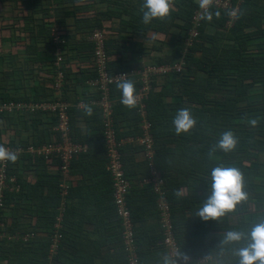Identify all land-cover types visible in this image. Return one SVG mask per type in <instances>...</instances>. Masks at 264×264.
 <instances>
[{
	"label": "crops",
	"instance_id": "0c3cea01",
	"mask_svg": "<svg viewBox=\"0 0 264 264\" xmlns=\"http://www.w3.org/2000/svg\"><path fill=\"white\" fill-rule=\"evenodd\" d=\"M53 5L57 7L58 0H0V103H19L24 106L23 110L11 113L12 115L0 113V145L20 148L23 153H26L25 157L14 162V167L11 166L15 172L10 170L17 184L16 187H18V190L15 188V193L17 196H22L25 207L31 215L30 217V215L22 214L20 210L19 212L13 211L14 214L17 213L15 215L22 216L19 219V225L24 224L26 227L21 229L14 226L13 218L7 210L4 228L6 233L32 236L31 243L29 241L30 244L27 247L30 248V252L32 250L37 260L43 261L51 257V234L39 228V215L35 213L40 203L37 199L28 201L27 195L29 189L33 187H41L40 191L45 195L51 192L57 193L61 174L57 160L39 159L33 153H28V148L31 146L41 148L58 140L59 136L55 133L57 120L53 114L30 108V106L62 100L71 105L72 140L88 145L90 153L76 160L68 175V182L76 188V196L71 200L72 208L68 218L65 215L67 244L63 247L62 255L66 253L67 256L63 257V262L56 260L49 264H127L114 205L113 183L106 170V147L100 136L101 119L95 108L88 105L87 107L92 109L91 114H88L87 108L81 106L82 102H90L99 97L91 85L95 75L87 70L93 62L94 46L90 42V37L92 29L100 23L108 35L107 47L113 51L112 63H116L115 65L119 68L128 69L156 65L159 62H164V64L167 61L172 62L170 37L155 33L145 35L136 31L132 26L130 28L124 26L122 21H127L124 16L118 19L114 14H112L113 17L107 15L111 8L107 2L63 0L62 10L56 14L53 9L52 15L50 7ZM116 9L111 10L115 13L120 12ZM121 10L130 12L129 9ZM55 21L63 25L65 33L61 30V39L65 37L67 41L65 59L60 69L65 78L64 92H57L55 88L58 71L57 53L53 38L50 41L45 27L48 23ZM211 23L208 25L207 33L210 37H215L218 31ZM194 69L197 71L186 76V81L194 82L197 78L208 79L209 72L202 71L198 66ZM219 79L220 73L217 72L216 75L213 74L211 81L216 82ZM183 81L176 73L157 79L148 103L149 111L155 115L156 132L160 139L157 166L169 177V195L171 191V194L182 201L179 204L182 208V214L178 218L181 222L180 228L176 225L178 240L182 249L188 247L190 254L211 258V264H235L237 258L230 252H224L226 246H223V240L216 238L213 230L209 229L210 236L204 232L203 223L208 222L210 227L215 226L214 220L204 221L195 215V209L208 194L206 178L212 167L200 162L193 164L191 160L206 158L213 160L215 154L208 157L201 155L197 157L196 152H200L202 142H214L219 132L216 133L210 129L207 136H203V129L212 126L210 123L205 125L206 120L197 118L196 125L189 132L176 134L172 123L176 110L190 108L192 114H195V111L203 106V104L193 102L192 96L195 91L191 92L192 94L186 93V90L191 87L184 89ZM208 89L209 87L206 86L196 92L199 96ZM232 91H234L233 96L236 97L237 90L233 88ZM112 93L114 96L121 97V92L117 87ZM207 93L209 94L208 91ZM227 94L230 95L232 92L225 87L216 94L210 91L209 95L214 98V95ZM239 98L241 97L238 96L237 100ZM208 103L210 102L206 104ZM134 108H129L121 102H118L115 107V117L119 124L118 135L121 138L140 135L139 127H136L138 114ZM250 118H257L259 124H264L261 112L250 113L248 118L238 122L245 124L246 127L249 125ZM256 141L264 143V138L259 135ZM245 144L244 140L243 146ZM245 147L237 151L243 148L246 151ZM257 147L258 145L252 144L249 151L251 156L259 158V161L255 160L257 166L252 168L251 164L244 162L242 164L244 168L241 171L244 173L246 182L250 180L252 185L254 184V186L250 184V188H254L255 192L261 190L264 194V161H262L264 154L260 155ZM124 159L128 180L133 183L129 206L132 213L137 209V237L139 236L138 239L143 246L146 244L147 253L156 255L157 259L162 261L166 251L165 249L163 251L162 247V227L159 215L155 211L153 196L147 193L144 196L140 195L138 192L140 188L137 187L141 180L148 177L142 147L133 143L124 150ZM222 162H229V160L226 161L223 158ZM24 165L29 168H23ZM178 189L183 190L182 197L176 196ZM259 202L262 203L260 211L257 210ZM244 205L248 206L249 213L241 210ZM60 207L61 205L58 209ZM261 216H264V201L251 198L221 218L228 227H240L241 223L244 227L248 223L256 222ZM174 220H176L175 216ZM216 228L224 231L225 226L221 225ZM221 233L224 235L225 232ZM17 244V240H5L3 244L0 242V264H10V262L12 264L13 260L17 263L23 258L19 255L18 250L21 248L17 249ZM27 247L21 250V252H26L25 258H28L29 254ZM213 247L215 254H210L208 250ZM13 248L14 250H11ZM218 257L225 263H220ZM192 260L198 259L193 258Z\"/></svg>",
	"mask_w": 264,
	"mask_h": 264
},
{
	"label": "trees",
	"instance_id": "16d2710c",
	"mask_svg": "<svg viewBox=\"0 0 264 264\" xmlns=\"http://www.w3.org/2000/svg\"><path fill=\"white\" fill-rule=\"evenodd\" d=\"M76 1H79V0H76ZM99 1L107 2V4L110 5L111 8H110L109 13L107 14L108 16L113 17L112 14H114V16H116L118 19H122L123 16L124 17L130 16V19L128 18L127 21H122L124 26H127L129 28L132 26L136 29V31H138L139 33L145 34V35L149 33H155V34H164L170 37L169 46H171L172 48L171 59H173L174 61L173 60L172 62L167 61L165 62V64H168V63L171 64L174 62H178L183 57H186L185 58L186 64L184 66V69L182 70L181 73H176V74L181 78V80H184L182 82L184 89L191 87L186 90V93L187 92L191 93L195 91V94H193V96L191 95L193 98V102L198 103V104H203L202 108H199V110L195 111V114L193 115L196 117V119L200 118L203 121L206 120L204 122L206 123L205 125L210 123L212 126L211 128L203 129L202 131L203 136H207L210 129L216 133L219 132L218 134H216L217 136H215L216 139L214 142H210V143L202 142L200 146V152H196L197 157H199L200 155L202 157H208L209 155L211 156L215 154L214 159L213 160H209L207 158L198 159V160L196 159L197 161L191 160V162L193 164H197L199 162L205 163L207 166L213 167L216 164L221 163L222 159L225 158L226 161L229 160V162L234 163L241 170H243L244 168L242 165L244 162L251 164L252 168L257 166L255 163L257 160L259 161V158L253 155L251 156L249 151L252 147V144H254V145H258L257 149L259 148V151H260L259 153H261L260 155L264 154V143H260L256 141V137L259 135L264 138V124H259L258 122L257 125L255 126L247 125L245 127V124L243 125L242 123L238 121L244 120V118H248L250 116V113L256 114L257 112H261L263 113V116H264V90H263L264 86H262L259 89L260 92L254 90V84H256L257 82L262 81L260 83L264 85V50H261L260 48L257 50V52H253L252 50L255 47L254 42L255 41L258 42V40L261 37L264 38V0H244L240 7V13L238 15L237 22L235 23L234 27L231 29H227V28L225 29L226 27L225 25L227 21V13L214 10L211 16L205 21L204 27L201 29L202 30L201 38H199L197 43L194 44L195 46L190 48L187 53L185 52V44L189 38V32L192 27L191 23H192L193 15L195 11L198 9V5L195 3L194 0H171V2L174 3V5L171 4L172 7H171L170 15H168L167 17L163 19H153L152 22L148 24H145L142 20L141 5L143 3V0H99ZM62 3H63V0L62 1L58 0L57 7L55 5L50 7L52 15H53V9L56 14L57 12L59 13L62 10L61 8ZM112 8H117L116 10L120 11V12H116L118 15H115L116 13L111 10ZM130 8H131V13H127V14L121 13V9L130 10ZM47 14H48V11H47ZM210 23L213 24L217 28L216 30L218 31V35L215 37H212V36L210 37V35H208L207 33L208 31L207 28ZM45 27L47 28L50 41L53 38L52 37L53 29L58 27L59 29L64 31L63 25L59 23V21L48 23V25H45ZM96 30L103 32L105 34V37L107 38L108 36L107 32L104 29H102L100 23H98L92 29V33ZM60 34H62V31ZM62 39L65 41V44L62 45V48H63V47H66L67 41L65 40V37H63ZM230 43H232V45ZM54 46H55V49L57 50L55 44ZM66 49L67 47L62 49L64 53ZM106 51L110 57L108 69L113 74L117 72H127L132 69V68L128 69V68H123V67L119 68L115 65L116 63H112L113 60L111 59V55L113 51L109 50V48L107 47V42H106ZM184 52L186 53L187 56L183 54ZM159 63L164 64V62H159ZM191 66H193V69L195 66H198V68L202 69V71L205 70L207 71V73L209 72L207 76L208 79L197 78L194 82L186 81L185 80L186 76H190L193 72L197 71L196 69L194 70L191 69ZM217 72L220 73V79L217 82H214V81L212 82L211 80L213 78V74L216 75ZM92 74L96 76L94 72H92ZM233 78H235V81L232 83ZM246 81H251V82L250 84H246ZM187 83H189V85H185ZM197 85L201 87H198ZM206 86L209 87V89L206 90L205 93L200 94L198 96V92L196 91ZM135 87L137 88L136 85ZM225 87L229 88V92L232 91L233 88L234 90H237V96L234 97L233 94L228 95L229 94L228 93L227 95H219V96L214 95V98H213L211 97V95H209L210 91H214L216 94L218 92H221ZM207 91L209 92V94L207 93ZM253 91L256 92V94H254ZM194 96H196V98ZM238 96H240L241 98L237 100ZM211 98L212 100H210ZM207 102H210V103L206 104ZM134 110L137 113L136 107L134 108ZM149 114H150V119L153 123L152 133H153V137H154L155 145H156V153H157L156 154V164H157V156L159 154L160 139H159V135L156 132L157 123L155 122V115L152 111H149ZM137 126H138V122L136 124V127ZM227 129H232L237 135L238 137L237 148L231 153H224L220 150L212 151L213 145L216 143V140L219 137L220 133ZM100 136H101V139L104 141L102 125H101V135ZM244 140L246 141V144L244 145L246 146L245 147L246 151L243 150L244 148L241 149V151H237L239 148L244 147L243 146ZM75 142L84 145L86 147L85 148L86 150L85 152L79 154L78 156H75L74 159L69 163L68 168H69L70 173L73 169L72 166L75 165L76 163V160L78 161L79 158H84L90 153L88 145L82 142H77V141ZM130 146L131 145H129L128 147ZM5 147L8 148L10 151L17 153L18 155L17 160L26 156V153L25 152L23 153V151L20 148H13L9 145H6ZM30 148H32V146ZM30 148H28V153L30 152L31 154L32 152L30 151ZM34 149H37V148L34 147ZM123 153H124V150H123ZM33 154L36 155L35 153ZM36 156L39 159L40 158L45 159V160L47 159L45 156H38V155ZM53 156L54 155L48 156V159L57 160L59 171H60V165L62 162L58 161V159ZM249 156H251L252 158ZM124 163H125V159H124ZM7 166H8V175L9 177H12L15 171L13 170V168H11V166L14 167V162L7 161ZM23 168L27 169L29 167H26L24 165ZM10 169H12V172H13L12 174H11ZM163 174H164V171H163ZM126 176H127V173H126ZM164 177L168 185L169 177L166 176L165 174H164ZM61 181H62V178H60L59 180V183L57 186L58 188L57 193L51 192V193H48V195H45L42 193V191H40L41 187H33L29 189L28 195L26 194L28 201H33V199H37V201L41 205L37 207V210H35V213L36 215H39L38 216V224L40 226L39 228H43L44 230H46L47 232L51 234V246L53 243L54 234L56 232L55 225L57 223L56 215L59 212L58 207L62 205L63 201L65 200L64 201L65 202V213L64 214L66 215V218H68L69 211L72 208L71 200L75 198L74 196H76L75 195L76 188L70 185L68 195L65 198H63V196L61 195V190H60ZM250 184L251 186H254V184L252 185L250 180H248L246 182V185H247L246 191L248 192V199L252 198V199H256L257 201H260V200L264 201L263 191L261 192V190H259L260 192L258 191L255 192L254 188H250ZM13 185L14 186L12 187L14 190H12V188H8V189H5L3 193L5 207H4V210L1 211L0 213V216H1L0 222L3 224V228L0 227V230L3 231L4 233H6L5 228H4V225H5L4 220H6L7 210H8L7 212H9L13 218L12 221L14 223V226L20 227L21 229H25L26 225L24 224L19 225V219H21L22 216L15 215L17 214V213L14 214L15 210H17L16 212H19L20 210L21 212H23L22 214L30 215V211H27L28 208L25 207L26 205L24 204L22 200V196L21 195L17 196V193H15V188H17L18 190V187H16L17 184L13 183ZM137 187L140 188V191H138L140 195L144 196L147 193L153 196L154 203H155V211L157 213L156 196L153 194L151 188L148 187V188L142 189L140 185H138ZM168 189H169V186H168ZM132 191H133V183H132ZM53 193H55V195ZM169 197L173 205V213L176 219L174 220L175 225H177L178 228H180L179 226L181 225L180 224L181 222L178 221V218L182 214V211H181L182 208L179 206V204L182 201L176 198L174 194H171V191H170ZM241 210L249 213V208L246 205H244V207H242ZM257 210L259 211L262 210V203L259 202V204L257 205ZM56 211H57V214H56ZM116 216L119 221V229L121 233V244H122V247H124L123 221L122 219L119 218L117 214V210H116ZM24 217L25 216H23V218ZM132 219H133L132 222L134 224V234L136 237L135 242H136V247L138 249L137 254L139 255V258H140V264H160L161 260L157 259L156 255L152 253L151 254L147 253L145 249L146 244L143 246L141 241L138 239L139 236L137 237V230H136L137 228L136 225L138 222L137 221L138 220L137 209L133 211ZM214 222H215V226H211L212 228L209 226L208 222L206 224L202 222L205 225L204 232L206 233L207 236H210L211 231L213 230L216 238H219L222 240H223V233L221 232H225L226 228L228 229L237 228V229H240L246 232L253 224V223H248L243 227V224L241 223L240 227H237V226L228 227L226 225V222L222 221V218H219L218 220H214ZM66 225H67L66 219L64 217V221L62 223V229L59 231L60 234L62 235V240L59 242L58 249L52 250L50 246L51 257H47L43 259V261L37 260V258L33 256L32 250L30 252V248L27 246L31 243V241L30 243L26 245L24 243V240L17 239L18 244H17V247L16 245L15 247L17 249L21 248L18 251H20L19 255H21L23 258L19 260V262L17 261V263H15V261L13 260L12 264H49L50 262H54L56 260L63 262V259H64L63 257L67 256L66 253L62 255L63 247H65V244H67V239L65 237L66 236L65 234ZM221 225L225 226L224 231L222 230L220 231L219 228H216ZM10 235H13V234H10ZM18 236H25V235H18ZM5 240H8V238L2 239L0 241L1 244H3ZM11 241H15V240H11ZM223 246H226L224 247V252H230V253H232V249L235 247V245H230L226 243H224ZM24 247H27V250L29 249L28 250L29 254L27 255L28 258H25L26 252H21V250H25ZM162 247L164 251L163 242H162ZM14 248L11 250H14ZM157 249H161V247H157ZM123 250L125 251V249ZM188 251L190 252V249L188 247L183 248V253L186 254L189 258H192V259L202 258L199 255L190 254ZM208 251L210 254H215L214 247ZM125 256L127 258L126 262L128 264V253H126V251H125ZM218 259L220 260V263H225V261L221 260L219 257ZM196 261L197 260H195L192 264H197Z\"/></svg>",
	"mask_w": 264,
	"mask_h": 264
},
{
	"label": "built area",
	"instance_id": "2783aa9c",
	"mask_svg": "<svg viewBox=\"0 0 264 264\" xmlns=\"http://www.w3.org/2000/svg\"><path fill=\"white\" fill-rule=\"evenodd\" d=\"M198 5L192 18V27L189 32V38L185 44L186 53L190 48L195 46L199 38H201L202 28L205 21L211 16L214 10L227 13L226 28L231 29L237 22L240 13V7L244 0H209V5L201 7L202 0H194ZM61 29L58 27L53 29L52 37L57 48V75L55 88L57 92H64V75L60 71L64 62L65 56L62 45L65 41L61 39ZM105 34L99 30L91 34L90 42L94 46L93 62L87 69L96 74L91 82L92 87L97 91L99 97L90 102H82L81 106L89 105L96 109L103 126L104 142L106 145V169L109 172L114 193V205L117 214L123 221V244L126 253H128V264H140L138 249L136 247V237L134 234V224L132 222V212L129 208V197L132 192V183L126 176L124 153L129 145L137 143L142 147L143 157L148 168V177L141 180L139 185L141 188H151L153 194L156 196L157 213L160 217V224L162 227L163 246L168 254H174L176 251L183 252V249L178 240V232L176 229L173 213V205L169 197V189L167 181H165L162 170L156 164V145L153 137L152 129L153 123L150 119L148 103L151 98L152 91L155 89L157 79L167 77L171 73H181L186 64L185 61H178L168 64L147 65L144 67H135L127 72L112 73L108 66L110 62L109 54L106 51ZM130 79L137 86V100L135 106L138 114V127L140 135L131 138H121L118 135L119 124L115 117V107L120 101V96H114L112 91L116 87L119 80ZM24 106L19 103H0V113H16L23 110ZM30 108L42 110L46 113L53 114L56 117L57 124L55 126V133L59 136L58 140L45 145L41 148H30L32 153L38 156H48L57 158L62 162L60 165V174L62 181L60 183L61 195L65 198L70 189L68 182L69 163L75 156L85 152V146L76 143L71 137V105L62 100H54L52 102L35 104ZM15 182L13 177L8 175L7 161L0 162V213L4 210V190L13 188ZM65 201V200H64ZM63 201L59 208V215L57 216V223L55 225V234L53 237L52 250H57L59 242L62 240L60 230L65 217V202ZM1 217V216H0ZM0 227L3 224L0 222ZM32 236H18L4 233L0 230V241L4 238L8 240H24L28 244ZM194 261L189 258L187 262L179 260L178 264H192ZM211 258H201L196 261L197 264H211Z\"/></svg>",
	"mask_w": 264,
	"mask_h": 264
},
{
	"label": "clouds",
	"instance_id": "9594fccd",
	"mask_svg": "<svg viewBox=\"0 0 264 264\" xmlns=\"http://www.w3.org/2000/svg\"><path fill=\"white\" fill-rule=\"evenodd\" d=\"M209 0H202L201 7H207ZM170 0H143L141 5L142 20L145 24L153 19H163L170 15ZM116 87L121 92L120 102L129 107H135L138 103L135 84L130 79L119 80ZM91 107H87V113L91 114ZM174 131L180 135L189 132L197 123L196 117L190 108L177 109L172 117ZM249 125L255 126L257 118H250ZM238 137L232 129L220 133L213 145L212 151L220 150L224 153L236 149ZM18 159L16 152L10 151L0 145V161L15 162ZM208 194L195 209V215L201 220H218L227 213L238 208L248 199L246 180L241 169L231 162H221L213 166L206 178ZM177 197H182V189L176 191ZM223 242L235 245L232 254L237 258L235 264H264V216L245 232L237 228H229L223 235ZM188 261L189 257L181 251L174 254H163L161 264H178L179 260Z\"/></svg>",
	"mask_w": 264,
	"mask_h": 264
},
{
	"label": "rangeland",
	"instance_id": "374dc122",
	"mask_svg": "<svg viewBox=\"0 0 264 264\" xmlns=\"http://www.w3.org/2000/svg\"><path fill=\"white\" fill-rule=\"evenodd\" d=\"M170 3L172 4V5H174V3L173 2H171V0H170ZM121 13H123V14H127V13H131V8H130V12H126V11H123V10H121ZM125 18H127L126 20H128V18H130V16H127V17H125ZM225 29H226V27H225ZM228 29V28H227ZM166 39H169V38H166ZM228 43V42H227ZM231 45H232V43H230ZM254 48L252 49L253 50V52H257V50L260 48L261 50H264V38L263 37H261L259 40H258V42H254ZM186 52V51H185ZM183 53L185 56H187L186 55V53ZM185 58L186 57H183L182 58V61H186L185 60ZM179 61H181V59L179 60ZM140 67H144V66H140ZM227 73H228V71H227ZM236 78V77H235ZM235 78H233V81H232V83L235 81ZM215 82V81H214ZM217 82V81H216ZM250 82L251 81H246V84H250ZM260 82H262V81H259V82H257L256 84H254V90L255 91H258V92H260V88L262 87V86H264V85H262V83H260ZM264 90V89H263ZM232 92V94L234 93V91H231ZM264 117V116H263Z\"/></svg>",
	"mask_w": 264,
	"mask_h": 264
}]
</instances>
